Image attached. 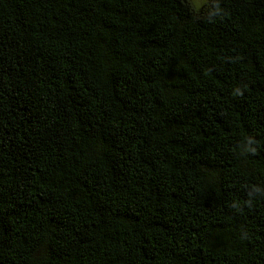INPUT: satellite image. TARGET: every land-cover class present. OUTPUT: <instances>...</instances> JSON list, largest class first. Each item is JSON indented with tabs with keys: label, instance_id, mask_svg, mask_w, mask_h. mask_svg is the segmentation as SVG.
Returning <instances> with one entry per match:
<instances>
[{
	"label": "trees",
	"instance_id": "16d2710c",
	"mask_svg": "<svg viewBox=\"0 0 264 264\" xmlns=\"http://www.w3.org/2000/svg\"><path fill=\"white\" fill-rule=\"evenodd\" d=\"M0 264H264V0H0Z\"/></svg>",
	"mask_w": 264,
	"mask_h": 264
},
{
	"label": "rangeland",
	"instance_id": "374dc122",
	"mask_svg": "<svg viewBox=\"0 0 264 264\" xmlns=\"http://www.w3.org/2000/svg\"><path fill=\"white\" fill-rule=\"evenodd\" d=\"M206 0H192L196 7H202Z\"/></svg>",
	"mask_w": 264,
	"mask_h": 264
}]
</instances>
